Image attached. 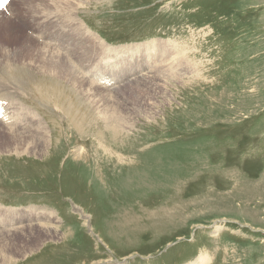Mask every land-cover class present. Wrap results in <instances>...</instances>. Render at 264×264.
<instances>
[{
    "label": "rangeland",
    "instance_id": "obj_1",
    "mask_svg": "<svg viewBox=\"0 0 264 264\" xmlns=\"http://www.w3.org/2000/svg\"><path fill=\"white\" fill-rule=\"evenodd\" d=\"M47 8L98 32L86 28L105 48L126 45L118 50L126 55L152 39L181 46L196 75L162 80L167 98L144 80L104 93L86 87L98 116L74 107L64 84L36 79L40 93L26 99L53 141L42 154L15 155L0 140V203L17 208L0 214L2 223L17 217L0 240L18 239L16 227L45 214L59 238L42 236L12 263L264 264V0H11L8 15L0 12L1 59L14 48L11 32L16 44L31 34L30 18L14 10L41 16ZM85 143L87 155L76 157L71 149Z\"/></svg>",
    "mask_w": 264,
    "mask_h": 264
},
{
    "label": "bare ground",
    "instance_id": "obj_2",
    "mask_svg": "<svg viewBox=\"0 0 264 264\" xmlns=\"http://www.w3.org/2000/svg\"><path fill=\"white\" fill-rule=\"evenodd\" d=\"M77 1L83 2L84 0ZM67 2L64 1V7H68L72 11V14L76 15L77 8L69 6ZM45 12H48V14H44ZM62 12L67 14L64 10H62ZM1 13H3V11ZM14 13L18 18L24 16L30 18V23H32L30 29H32L31 31L34 35L28 34L24 37H21L20 40H22V42L16 44L19 41V39H16L18 36L15 37L16 34L11 32V35L13 36L12 45L15 44L13 45L14 48L5 54L3 59L0 58V70H2V73H0V98H4L12 104L11 112H9L11 118H7L8 121L4 124V126H0L2 132L0 133V140L1 142H4L3 144L5 145L4 147L6 153L12 152V154L15 155H39L50 147V127L45 121L44 117L42 118L40 109L37 107V105H35V99L33 100V97H29L32 100V103H28V100L26 99L28 96L33 95V93L36 91L40 93L39 91L41 90L38 89V86L33 88V86L36 85L37 78L47 79L52 86L64 84L74 95V102L76 105H85L90 107L91 110H93V107L89 100L90 96L86 91V87L90 91H99L101 93L109 90L103 88V86L100 87L94 84L87 78V75L92 74V69H83L81 71V67L78 69L77 66L72 62V57L65 58V54L71 56L73 53H75V55L78 54L79 58H87L90 55L91 57L89 60L85 61L84 63V65H88L95 59L96 56L101 53H105L106 57L112 56L111 53H113V56H117V59L111 62L112 67H124L126 65V60L124 59L125 57H133L139 54L141 50H147L149 53L147 54V59L145 62L140 65L134 63L129 67H125L132 68L133 65L138 67H148L146 72L136 74L138 75L136 77L141 78H138L135 81L144 80L145 86L149 88L160 86L162 89L163 87L160 85L162 80L174 81L177 79V77L187 79L196 75L195 70L188 64V62H186V58H184L185 55L187 56L189 53L186 52L185 54L181 46L177 48V45L174 43L170 44V42L166 40H152L151 42L143 45H134L133 49L136 51L126 55L118 51L122 48L117 47L127 48V46L105 48L107 45H104V42L99 37H97L96 34L88 31L81 25L82 22H80L78 19H73L69 14H67L68 17H66V19H63L61 16L50 14L49 8L41 12L43 13L41 16H38L37 14L38 17L35 15H24L25 13L19 14L16 10H14ZM50 16L56 20L50 21ZM51 25H56L59 30L50 32V30H47V28ZM79 25V30L82 32V35L76 39L74 36ZM8 37L11 39V36ZM33 39L38 42H40L39 39H41L43 40V43H39V45L34 44ZM92 55L95 56L92 57ZM23 58H26L28 61L30 60L29 63H25L23 61L20 62V60H23ZM168 60V67L166 69L161 68V65ZM104 65L107 67L105 63ZM95 67H98L96 70L101 69V63H96L93 68ZM120 72H124V70L120 69ZM94 75L95 74H92L91 77ZM127 81L129 82V79ZM124 82L125 81L121 83ZM162 83L164 84V82ZM162 92L163 96L167 98L166 95L168 90L162 89ZM168 96L170 95L168 94ZM23 99L25 100L23 101ZM51 101V99H48V102ZM45 103L47 105V102ZM33 116H35L37 119L33 122V126H31L29 129L28 124L30 123ZM146 117L152 118L149 114ZM3 127L7 128L3 130ZM112 133L115 135L118 134L115 132ZM0 150H3L2 147ZM13 210L14 209L0 208V214L4 213L6 215H10L13 213ZM26 213L27 212L19 213V215H25L27 217ZM45 215V221H41L42 219L37 221L40 223L39 225L35 223H22L20 227H16L19 228L17 230V234L19 235L18 239H14L13 235L9 234L8 236L10 238L7 237L0 240V264H13L12 262L16 261L17 258L27 257L26 252L33 251L35 249V245L37 247L41 246L42 236L43 238L45 236L49 239L53 237L54 239L59 238L58 233L54 235V229L58 226H56L57 221H55L52 214ZM32 242H35V244H31ZM17 246H21V249L19 250ZM209 259L210 258L208 257V260ZM209 263L199 261L198 259L194 262H191L190 264Z\"/></svg>",
    "mask_w": 264,
    "mask_h": 264
},
{
    "label": "snow or ice",
    "instance_id": "obj_3",
    "mask_svg": "<svg viewBox=\"0 0 264 264\" xmlns=\"http://www.w3.org/2000/svg\"><path fill=\"white\" fill-rule=\"evenodd\" d=\"M3 2V0H0V3H2Z\"/></svg>",
    "mask_w": 264,
    "mask_h": 264
}]
</instances>
